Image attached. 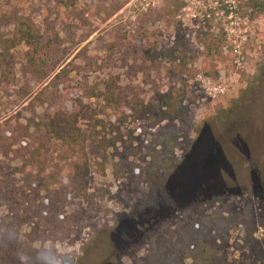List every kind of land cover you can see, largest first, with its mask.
<instances>
[{"label":"rangeland","instance_id":"1","mask_svg":"<svg viewBox=\"0 0 264 264\" xmlns=\"http://www.w3.org/2000/svg\"><path fill=\"white\" fill-rule=\"evenodd\" d=\"M22 24L42 37L39 47L12 46ZM6 47L12 64L0 72L5 132L22 124L31 128L28 146L39 145L46 110L40 95L62 71L60 81L82 101L71 109L86 113L82 145H52L46 172L7 163L20 195L23 264H102L105 256L108 264H151L152 238L167 241L179 225L200 226L214 213L230 221L224 263L264 264L261 10L246 0H0V53ZM30 56L46 58L48 76L25 74ZM108 83L123 102L143 104L145 118H115L92 97ZM167 98L187 105L189 115L172 123L178 141L163 153L162 167L155 135L170 123L159 110ZM78 150L94 210L68 184L66 160ZM193 176L197 183L186 191ZM11 217L0 206V222Z\"/></svg>","mask_w":264,"mask_h":264},{"label":"trees","instance_id":"2","mask_svg":"<svg viewBox=\"0 0 264 264\" xmlns=\"http://www.w3.org/2000/svg\"><path fill=\"white\" fill-rule=\"evenodd\" d=\"M251 9L261 10L264 14V0H246ZM17 38L15 45L22 43L32 46H40V37L31 25L22 24L17 29ZM37 53V52H36ZM8 48H3L0 53V72L4 63L9 68L12 61L8 60ZM29 64L24 67L25 74L31 75L35 79H42L48 76L46 58L36 59L34 56L29 57ZM2 73V72H1ZM61 74L53 78L48 87L40 95L41 105L45 106V112L41 118L36 131L41 136V142L37 146L29 147L28 139L32 135L31 128L24 127L16 123L15 127L5 132L0 126V206H6L12 217L10 222H0V264H23L22 261L26 256L27 249L24 248L23 242L17 235V226H19L18 208L20 204V195L16 191L14 181H9V175L6 173L8 162H21L24 169H32L46 172L50 156L53 152L52 145H59L64 148L75 149L82 145V135L79 130L80 121L86 115L82 109L80 112L73 111L70 104L75 103L79 106L82 101L78 93H71L66 83L61 82ZM6 75L2 73V76ZM113 83H108L103 91H93L92 97L98 98L105 103V106L117 113L115 118H124L125 120L135 119L143 120L146 116L143 104H131L123 102L120 95L112 87ZM51 87V91L48 90ZM46 95V96H45ZM159 110L162 112V121L170 123L161 128L155 135L159 139L157 147L159 150L160 165L165 167L164 162L166 150L169 147L174 148L177 144V134L173 128L174 121L184 122L189 115V107L176 98H167L161 101ZM123 112L122 115L120 112ZM21 138L22 146L18 147V139ZM105 142V141H104ZM101 142V145L104 143ZM206 144L199 146L193 158L203 157V149ZM207 147V146H206ZM208 148V147H207ZM210 148V147H209ZM208 148V150H210ZM77 149H75L76 151ZM165 150V152H164ZM195 162V161H194ZM69 170V182L72 191L76 193L74 198L83 199L89 210L96 208L94 199L88 194L87 189V166L79 158V150L76 155L66 160ZM194 176L186 186V191L190 192L194 188ZM205 186V183H203ZM160 186L155 187L157 190ZM205 189V188H204ZM43 212V209L41 210ZM54 216L51 213L47 215V224L52 225ZM204 224L187 223L179 225L171 234L167 241H161L158 237L150 240L149 261L151 264H225L223 259V244L225 233H227L230 221L228 217L219 214L203 215ZM59 224V223H57ZM119 241L114 237L111 247H117ZM111 258H104L102 264H108Z\"/></svg>","mask_w":264,"mask_h":264},{"label":"built area","instance_id":"3","mask_svg":"<svg viewBox=\"0 0 264 264\" xmlns=\"http://www.w3.org/2000/svg\"><path fill=\"white\" fill-rule=\"evenodd\" d=\"M217 90V89H216Z\"/></svg>","mask_w":264,"mask_h":264}]
</instances>
